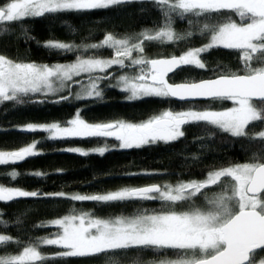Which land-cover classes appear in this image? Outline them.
<instances>
[{"label":"snow or ice","instance_id":"1","mask_svg":"<svg viewBox=\"0 0 264 264\" xmlns=\"http://www.w3.org/2000/svg\"><path fill=\"white\" fill-rule=\"evenodd\" d=\"M133 2L135 0H0V34L19 25L27 37L28 30L23 25L32 18L51 13L108 9ZM150 2L160 10L163 23L153 29H144L134 39L108 33L99 43L78 46L49 40L42 45L59 52L104 48L112 50L110 57L78 55L71 63L49 65L15 61L0 54V104L47 102L32 100L30 94L36 93L45 97L61 94L53 102L66 101L73 95L72 83H80L74 78L82 74L88 75L89 82L74 93V98H102L100 82L111 77L109 69L113 66L121 69L138 67L136 74H120L115 78L116 84L110 85L128 93L129 100L144 97L181 101L228 100L236 106L226 110L165 109L140 123H90L81 118L78 110L65 124L28 123L21 131L47 133L46 138L50 140L113 137L119 142V148L132 149L158 143L171 144L185 137V125L198 124L205 126L208 136L214 135L212 129H215L232 137L256 141L258 151L249 162L212 169L203 180H178L174 184L153 183L70 196L63 192L41 194L0 185V202L43 195L98 204L129 201H157L160 204L158 209H140L130 216L107 218L73 209L70 214L48 222L59 229L54 236L40 237L27 244L0 234V246L21 245L16 254L0 255V264H43L46 260L63 257H115L126 255L130 250H152L161 255L171 250L175 255L174 259H159L149 264H264V129L259 132L249 130V126L256 122L264 124V0ZM176 18L187 20L190 26L198 25L197 31L207 38V43L188 48L179 56L149 58L145 54L146 42L171 44L194 35L191 30L177 32L173 27ZM214 48L237 51L241 67L232 70L218 65L212 78L169 83V74L183 66L206 69L208 66L202 54ZM66 89L68 94L63 95ZM39 143L34 140L17 150H0V166L14 165L40 155ZM66 151L89 155L80 148ZM93 151L103 156L109 148L97 147ZM193 159L198 157L193 156ZM32 174L44 175L39 171ZM7 175L15 180L20 173L12 170ZM216 188L219 191H215ZM197 199L203 201L199 206ZM0 224L7 226L2 219ZM41 246H56L61 250L48 255L41 251ZM112 264L117 261L113 260Z\"/></svg>","mask_w":264,"mask_h":264},{"label":"trees","instance_id":"2","mask_svg":"<svg viewBox=\"0 0 264 264\" xmlns=\"http://www.w3.org/2000/svg\"><path fill=\"white\" fill-rule=\"evenodd\" d=\"M239 22L238 17H233ZM194 20L196 18H193ZM163 23L160 10L150 0H135L133 3L114 5L108 9L85 12H61L46 14L44 17L32 18L24 22L23 28L28 30V36L23 29L15 25L9 32L0 34V54L20 62H36L37 64H54L73 62L78 55L84 57L99 54L110 57L112 50L77 48L73 52H59L43 47L49 40H59L74 45L99 43L105 34L111 33L117 37L135 38L144 29H153ZM174 29L179 33L191 30L194 35L185 40L171 44L146 42L145 54L149 58L179 56L191 47H199L207 43L205 36L199 35L198 25L190 26L187 20L175 19ZM30 37V38H29ZM136 55V53H134ZM206 69L193 66H183L168 77L169 83L200 81L212 78L218 65L227 66L232 70L241 67L239 53L235 50L214 48L202 54ZM127 63V62H126ZM138 67L113 68L109 71L111 77L118 74H136ZM104 75V74H102ZM72 83L73 95L66 101L54 103L57 96L32 95V100H46L45 103L15 104L5 102L0 104V150L12 151L25 146L34 140L40 155L27 158L14 165L0 166V185L16 187L25 191H35L41 194L63 192L73 194H96L117 190L122 187L144 186L153 183H175L178 180H203L208 171L236 163L249 162L258 151V142L245 138L232 137L227 133L212 129V136L206 134L205 126L189 124L184 126L185 137L171 144L158 143L141 148L121 149L114 138H69L61 140L47 139V133L22 132L15 127L28 123L60 122L65 124L79 110L81 118L90 123L125 121L140 123L157 115L165 109L174 111L189 108L226 110L233 106L232 101H206L179 103L169 98L147 97L138 100H128L125 92L117 87H111L112 80L100 82L103 90L102 98L76 100L74 93L80 87L87 85L88 76H80ZM63 95L68 94L66 89ZM25 99H28L27 97ZM264 129V124L256 122L249 126L251 132ZM203 137V139H197ZM107 146L103 156L99 154L80 155L70 148L88 150ZM193 156L198 159H193ZM15 170L20 173L15 180L7 173ZM41 172L44 175L35 176L32 173ZM145 173H154L146 175ZM215 191H219L216 188ZM202 199H197L199 206ZM157 201H129L112 204H98L92 201H72L66 198L39 197L17 198L10 202H0V219L7 226L0 224V234L10 235L27 244L40 237H52L58 227L47 223L54 218L77 211L92 212L98 217L130 216L140 209H158ZM19 220V223H17ZM44 224V227L37 225ZM19 244L0 246V255L16 254ZM61 249L56 246H41V251L51 255ZM174 259L175 255L168 250L163 255L152 250L141 252L130 250L126 255L120 254L101 257H63L49 259L43 264H149L159 259Z\"/></svg>","mask_w":264,"mask_h":264},{"label":"rangeland","instance_id":"3","mask_svg":"<svg viewBox=\"0 0 264 264\" xmlns=\"http://www.w3.org/2000/svg\"><path fill=\"white\" fill-rule=\"evenodd\" d=\"M127 62V61H126ZM67 63H71V62H66V63H63V64H67ZM54 64H56V63H54ZM113 68H119L118 66H113L111 69H109L108 70V72L110 71V70H112ZM103 73H94L93 75H102ZM120 74H118L117 75V77L119 76ZM81 76H88L87 74H82ZM75 78H77V77H75ZM74 78V79H75ZM116 77H114V78H112V77H110V79L112 80V84L113 85H115L116 84V79H115ZM117 88H119V87H117ZM81 89H82V87H80V89L78 90V92L79 91H81ZM126 93V92H125ZM31 96L32 95H42L41 93H36V94H30ZM126 95L128 96V93H126ZM93 98V97H92ZM144 98H147V97H144ZM129 100V99H128ZM138 100V99H137ZM233 103V102H232ZM236 105L233 103V106L232 107H235ZM74 118V117H73ZM125 122V121H124ZM23 126H25V125H23ZM23 126H18V127H15L14 129L15 130H18V131H21V128L23 127ZM22 132H25V131H22ZM48 135V134H47ZM107 138H113V137H107ZM97 148V147H96ZM93 149H95V148H92V149H88V150H85V151H88L89 152V154H98V153H96V152H94L93 151ZM49 226H53V225H50L49 223H47ZM56 227V226H55Z\"/></svg>","mask_w":264,"mask_h":264},{"label":"water","instance_id":"4","mask_svg":"<svg viewBox=\"0 0 264 264\" xmlns=\"http://www.w3.org/2000/svg\"><path fill=\"white\" fill-rule=\"evenodd\" d=\"M182 68V67H181ZM179 68V69H181ZM179 69H177L175 72H177ZM174 72V73H175ZM173 73H170L169 76H171ZM169 99H172L173 101L175 102H179V103H191V102H206V101H209V100H202V99H197V100H188V101H181V100H178V99H175V98H169Z\"/></svg>","mask_w":264,"mask_h":264}]
</instances>
